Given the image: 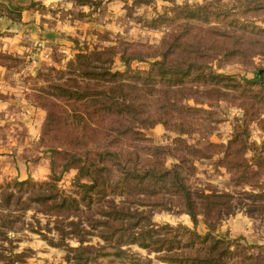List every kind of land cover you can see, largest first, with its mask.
I'll use <instances>...</instances> for the list:
<instances>
[{"label": "rangeland", "instance_id": "374dc122", "mask_svg": "<svg viewBox=\"0 0 264 264\" xmlns=\"http://www.w3.org/2000/svg\"><path fill=\"white\" fill-rule=\"evenodd\" d=\"M36 1L17 22L0 10V21L5 18L18 27L36 23L33 37L23 40L27 47L20 52L0 50V97L9 101V110L0 113V183L56 178L60 189L81 201V216L71 219L82 217L87 223L100 221V209L114 200L145 211L155 223L193 228L179 190L169 180H147L144 188L132 182L115 187L121 176L114 171L111 177L95 174L99 185L89 191L80 184H92L94 177L79 179L83 162L71 160L76 154L100 162L95 154L100 150V129L119 125L116 115L100 113V91L114 84L107 73L127 70L120 51L127 44L154 46L166 38L180 56L195 51L203 69L212 68L230 79L221 84L199 83L188 76L184 84L172 85L177 91L170 95L178 107L169 108L168 115L178 117L177 123H168L170 128L159 122L144 129L142 141L122 137L113 151L119 149L123 164L129 161L131 167L139 164L141 169L181 164L198 198V231L214 230L231 241L233 251L240 245L246 264L264 259V72L257 78L264 69V0H154L136 7L132 0L104 1L97 8L76 0ZM202 16L209 17L208 22ZM154 19L159 20L156 27L150 25ZM16 33L0 30V36ZM176 42L179 47L173 48ZM81 53L89 57H79ZM154 60H133L130 67L148 70ZM257 79L263 83L251 82ZM38 96L56 105L45 104ZM150 105L154 111L159 103L155 99ZM50 109L57 116L48 126ZM157 148L162 151L159 155ZM25 218L39 220L44 228L54 226V217L34 208ZM93 231L86 244L103 243L100 225ZM48 234L53 236L55 231ZM14 237L21 238L14 252L26 254L14 264H73L66 260L65 248L51 245L40 233L27 230ZM67 242L80 245L72 238ZM132 249L150 257L152 264H170L138 244Z\"/></svg>", "mask_w": 264, "mask_h": 264}, {"label": "trees", "instance_id": "16d2710c", "mask_svg": "<svg viewBox=\"0 0 264 264\" xmlns=\"http://www.w3.org/2000/svg\"><path fill=\"white\" fill-rule=\"evenodd\" d=\"M14 1L0 0V10L3 16L9 17L14 22L21 21L23 12L38 3L36 0ZM76 1L79 5L97 8L104 1L128 2L130 0ZM132 1L133 7H136L148 5L154 0ZM208 18L202 16L201 20L208 22ZM158 22V19H154L150 25L156 27ZM137 46L149 49L141 51L137 49ZM172 47L178 48L179 44L176 42ZM175 52L168 46L166 38L154 46L127 44L126 48L120 51L121 60L127 66V70L107 73L114 84L100 91V113L108 112L110 115H116L120 120L119 125L109 130L100 129V150L97 148V153H95L100 155V162H90L89 157L83 158L76 154L72 155L71 160L83 162V165L79 167V179L82 176L94 177L92 184H80L89 191L96 189L99 185L95 174L111 177L114 171L119 172L121 176L120 179L114 181L115 187L118 184L125 185L129 184L127 182H132L138 188H144L143 184L147 180H169L179 190L185 208L194 222V227L191 228L182 223L176 225L155 223L150 215L144 214L145 211L128 207L129 203L126 201L117 203L114 200H109L108 205L100 209V221L90 219L87 223L82 217H78L77 220L71 219L72 216L80 215L81 201L73 194L60 189L58 179L54 178L50 181H36L33 178L7 180L0 183V239L2 241L0 262L2 264H14L16 260H21L26 256L25 251L14 252L21 240L20 237L14 236L24 234L27 230L40 233L53 246L65 248L66 260L73 264H152L150 257H144L132 249L133 244L146 248L149 253L159 254L160 259L170 264H246V257L239 252L243 250L240 245H238V251H233L228 238L215 234L214 230H209L205 234L198 231V198L192 193L191 187L183 176L181 164L174 165L172 168L163 166L161 169H141L138 168L139 164L131 167L129 161L123 164L119 149L113 151V148L121 142L122 137L142 141L145 138L144 129L152 128L159 122L170 128L171 125L168 123H177L178 117L168 115L169 108L178 107L172 97L174 96L173 91H177V88L172 85L184 84L188 76H192L193 81L199 83L205 81L221 84L226 79H230L226 75L214 73L212 68L208 72L205 68L203 69V66L196 62L198 53L195 51L190 50L185 58L180 56L179 51ZM79 57L88 58L89 55L81 53ZM148 59H155L150 63L148 70L130 67L133 60L147 61ZM261 74L258 72L257 78L261 79ZM251 82L263 83L258 79ZM62 90V94L66 95L64 88ZM70 94L74 95L72 92ZM83 96L86 97V95ZM155 99L159 106L152 111L150 102ZM38 100L45 101V104L48 103L51 106L56 105L54 101L46 97L38 96ZM56 116V112L50 109L47 118L48 126L55 121ZM100 119H103L102 114H100ZM128 120H132L134 124L126 125L123 122ZM50 129L57 130L54 125H51ZM46 132L48 133L44 131ZM96 133L97 131L94 130L92 134ZM56 139L57 137L53 140L56 142ZM49 148L55 151L54 146ZM156 151V155L162 153L161 149L157 148ZM115 167L116 170H114ZM111 183L109 186L112 185ZM102 184L100 180V186ZM203 198L210 199L211 196L204 195ZM212 204L210 202L211 206ZM31 208H34L36 212L54 217V226L50 227L47 224L44 228L35 218L28 222L25 216ZM98 225L102 229L101 236L104 242L96 245L86 244ZM44 229L47 230L46 233L43 232ZM52 231H55V235L49 236L48 233ZM68 238L77 240L80 245L71 246L67 242ZM254 264H264V259H260L257 263L255 260Z\"/></svg>", "mask_w": 264, "mask_h": 264}, {"label": "crops", "instance_id": "0c3cea01", "mask_svg": "<svg viewBox=\"0 0 264 264\" xmlns=\"http://www.w3.org/2000/svg\"><path fill=\"white\" fill-rule=\"evenodd\" d=\"M36 23H28L26 25H22V27H18V25H15L13 21H10L8 19L2 18L0 21V30L3 31H12L16 30L17 33L14 35H4L0 36V50H13L20 52L22 48L27 47L26 44H23V40L26 38H32L34 33L33 29H35ZM26 28L30 30L31 32H28V34L25 32ZM34 32H36L34 30ZM8 86H12L10 82H8ZM8 88V87H7ZM9 92V91H8ZM9 101L6 98L0 97V113L2 111H8L9 110ZM20 173L23 174V168H20Z\"/></svg>", "mask_w": 264, "mask_h": 264}, {"label": "water", "instance_id": "95a60500", "mask_svg": "<svg viewBox=\"0 0 264 264\" xmlns=\"http://www.w3.org/2000/svg\"><path fill=\"white\" fill-rule=\"evenodd\" d=\"M263 72H264V69L259 71L260 74L263 73Z\"/></svg>", "mask_w": 264, "mask_h": 264}]
</instances>
